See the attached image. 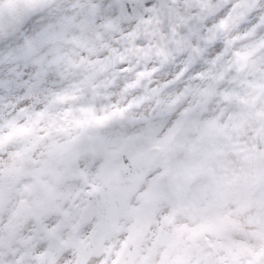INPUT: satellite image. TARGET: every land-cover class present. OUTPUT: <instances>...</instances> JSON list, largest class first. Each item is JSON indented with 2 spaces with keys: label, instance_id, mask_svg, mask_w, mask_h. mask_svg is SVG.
I'll return each mask as SVG.
<instances>
[{
  "label": "clouds",
  "instance_id": "clouds-1",
  "mask_svg": "<svg viewBox=\"0 0 264 264\" xmlns=\"http://www.w3.org/2000/svg\"><path fill=\"white\" fill-rule=\"evenodd\" d=\"M0 264H264V0H0Z\"/></svg>",
  "mask_w": 264,
  "mask_h": 264
}]
</instances>
